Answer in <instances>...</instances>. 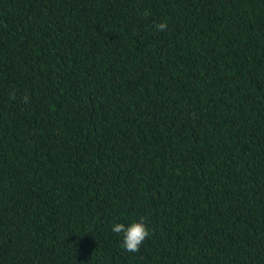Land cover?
Wrapping results in <instances>:
<instances>
[{
	"label": "trees",
	"instance_id": "1",
	"mask_svg": "<svg viewBox=\"0 0 264 264\" xmlns=\"http://www.w3.org/2000/svg\"><path fill=\"white\" fill-rule=\"evenodd\" d=\"M0 264H264V0H0Z\"/></svg>",
	"mask_w": 264,
	"mask_h": 264
},
{
	"label": "clouds",
	"instance_id": "2",
	"mask_svg": "<svg viewBox=\"0 0 264 264\" xmlns=\"http://www.w3.org/2000/svg\"><path fill=\"white\" fill-rule=\"evenodd\" d=\"M156 28L159 31H166L167 23L161 22L156 25ZM12 98L15 99L14 93ZM111 230L116 234H123L121 247L128 252H138L141 244L150 234L143 218H141L140 222H133L128 226L123 223H115L112 225Z\"/></svg>",
	"mask_w": 264,
	"mask_h": 264
}]
</instances>
